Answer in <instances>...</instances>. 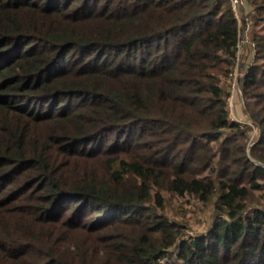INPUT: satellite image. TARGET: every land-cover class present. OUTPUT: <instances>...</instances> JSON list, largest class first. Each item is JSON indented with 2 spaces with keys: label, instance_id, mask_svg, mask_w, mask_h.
Segmentation results:
<instances>
[{
  "label": "trees",
  "instance_id": "obj_1",
  "mask_svg": "<svg viewBox=\"0 0 264 264\" xmlns=\"http://www.w3.org/2000/svg\"><path fill=\"white\" fill-rule=\"evenodd\" d=\"M248 5L250 151L231 0H0V264H264V0ZM184 203L208 232L186 237Z\"/></svg>",
  "mask_w": 264,
  "mask_h": 264
},
{
  "label": "rangeland",
  "instance_id": "obj_2",
  "mask_svg": "<svg viewBox=\"0 0 264 264\" xmlns=\"http://www.w3.org/2000/svg\"><path fill=\"white\" fill-rule=\"evenodd\" d=\"M245 2L247 3L246 10H249V6L251 9V5H248V0H245ZM246 10H243L244 13L242 16H240V20H241L240 28H241V38H242L241 48L243 52L241 55L242 56L241 62H246L247 64H251L252 62L255 61L254 53H255L256 44L253 41V33L255 30V27H253L251 23V18H250L251 15H249L250 17L247 16L245 18ZM248 20L251 23L249 28L246 24ZM240 89L242 91L241 83H240ZM230 92H231V89H230ZM231 96L232 95H230V99H231ZM230 99H229V106H230L231 118L244 122V123H248L252 129L250 131V139L248 142V150L250 151L251 147L260 139L261 130L259 126H257L254 123V121L249 119L248 117V111L246 109V102L244 99L243 91H242V94H240L239 91L235 92L233 94L232 99L231 100ZM180 206H182L181 208L182 210H186L188 213L186 216L187 219L184 220V222L190 224L189 225L190 228L187 230L186 237L203 234L209 231V228L214 220V217L212 216L211 211H207V213H203L201 209H199L200 207H193L192 205L185 204V203Z\"/></svg>",
  "mask_w": 264,
  "mask_h": 264
},
{
  "label": "built area",
  "instance_id": "obj_3",
  "mask_svg": "<svg viewBox=\"0 0 264 264\" xmlns=\"http://www.w3.org/2000/svg\"><path fill=\"white\" fill-rule=\"evenodd\" d=\"M232 2V6L235 12V16L236 18L239 20V27H240V16L243 15L244 11L247 8V3L245 2V0H231ZM247 11V10H246ZM248 28L250 27L251 23L248 20L246 22ZM240 39H239V43H238V49H237V64L235 66V68L233 69V71L230 73V76L232 78V82H231V99L233 97V94L237 91L240 92V94H242V91L240 89V80H241V74H240V64H241V55H242V38H241V28H240ZM244 42V41H243ZM230 99V98H229ZM230 99V100H231Z\"/></svg>",
  "mask_w": 264,
  "mask_h": 264
}]
</instances>
